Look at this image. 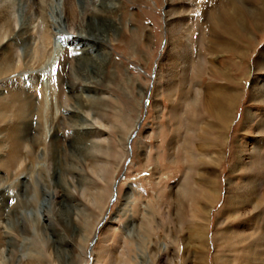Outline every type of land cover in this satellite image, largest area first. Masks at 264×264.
I'll return each instance as SVG.
<instances>
[{
	"label": "rangeland",
	"instance_id": "obj_1",
	"mask_svg": "<svg viewBox=\"0 0 264 264\" xmlns=\"http://www.w3.org/2000/svg\"><path fill=\"white\" fill-rule=\"evenodd\" d=\"M9 1L15 6L13 19L21 25L25 21L22 0ZM74 1L79 14L76 25L80 23L75 31L82 33L80 29L85 27L80 13L85 4L83 0ZM117 1L122 7L116 9L114 19L120 29L112 31L116 40L105 44L114 65L107 67L106 76L98 85L96 76L89 79L79 75L83 96L97 97L92 100L107 97V120L102 115L101 120L97 119L91 111L89 118H79L76 123L72 124L70 118L62 120V125L57 123L67 116L66 105L60 101V95H66L56 80L59 60L67 51L63 44L68 30L62 0H46L44 21L38 19V24L33 25L37 26L36 38L40 39L39 33L47 31L52 42L40 46L41 40L35 38V42L39 41V58H24L26 47L20 41L11 45L17 56L10 72L3 75L0 71V98L8 101L11 93L29 87L34 81L38 104L36 121L30 126L17 121L12 108L0 120V264H198L195 257L199 254L188 239L187 229L192 224L204 225V220L189 215L196 204L190 206L187 199H177L185 176L189 191L196 198L200 197L201 179L213 181L215 187L217 183V200L208 205L207 264H216V255L230 256L229 264H247L248 259L252 264H264V184L256 181L255 198L249 196L247 200V197L236 217L223 218L230 190H236L241 176L249 177L248 172L238 171L232 157L240 136L249 149L252 144L249 136L256 135V121L244 129L245 113L247 110L260 113L264 109L263 104L251 100L252 79L245 78L247 81L239 84L242 71H251L255 77L264 76V71L255 70L254 74L252 70L264 49V16L256 25L246 15L243 25L236 29V41L240 44L247 26L253 34L244 59L239 61L221 52L212 61L226 76L238 80L235 85L242 93L241 100L220 162H212L219 156L211 152L213 159L207 161L206 168L195 161L188 170L189 164L183 162L180 151H173L177 138L174 122L167 114L169 105L164 100L159 114L152 107L156 74H163L168 63L165 62L169 56L168 29L177 18L175 9L179 0H173L172 4L169 0ZM209 1H195L192 15L197 20L189 24L205 32L209 29V21L206 22L209 16L204 17L203 12L219 2ZM251 4L254 10H263L264 0H251ZM1 30L0 24V37ZM213 54L204 57L210 60ZM178 61L181 63V59ZM235 63L242 65L239 72L234 70ZM180 69L177 68V73ZM34 78H39L37 83ZM136 94L138 105L132 108V96ZM243 129H248L245 135ZM76 130L82 133L86 130L85 135L96 150L83 155L71 151L68 142ZM100 163L103 169L98 166ZM261 201V206L253 209ZM197 202L201 205L203 200ZM228 228L232 250L223 244L216 253V235L228 232ZM193 258L197 260L195 263Z\"/></svg>",
	"mask_w": 264,
	"mask_h": 264
},
{
	"label": "bare ground",
	"instance_id": "obj_2",
	"mask_svg": "<svg viewBox=\"0 0 264 264\" xmlns=\"http://www.w3.org/2000/svg\"><path fill=\"white\" fill-rule=\"evenodd\" d=\"M83 1L85 6L83 11H80V19L83 20L82 24L85 27V30L80 29L82 30V33L81 31L79 33H76L75 31V28L80 25V23L76 25L79 14L77 13L75 1L62 0L61 4L66 17L64 19L65 26L68 30H66L67 35L63 40V44H65L67 51L64 53L65 56L59 60L56 80L61 87L62 94L66 95H60V101L62 104L66 105L64 111L67 116H64L63 118L61 117L58 120L59 122H57L58 125H62L61 121L65 118H70L72 124L80 120L79 118H89V112L91 111H94L93 115H96V118L99 120H101V115V118L106 120L109 117V115L107 117L106 114L108 103H105V101L107 100V97H101L100 94L99 96L101 98L98 97L99 99L92 100L97 97L86 98L83 96L79 90V85L81 84L79 75H84L83 78L89 77V79H95L96 76L98 80L95 84L97 85L102 81V78L106 76L107 67L113 63V59L105 44L108 41L116 40L112 31L116 30L118 32L120 29L114 18L117 16L116 9H119L121 5H119L117 0ZM169 1L170 3L173 2V0ZM195 1L196 0H179L178 4H176L178 5L175 9L177 18L168 29L169 56L165 59V62L167 61L168 63L167 66H165V69L163 67V74H160L159 72L156 74L155 85L152 90V107L155 109L156 113H161L164 100L169 105L167 114L174 122V138H177V140L175 139L176 146L174 144L171 145L175 146L173 151H180L183 162L189 164L187 168L188 170L191 169L195 161L198 165L200 164L202 167L206 168V165L209 164L207 161L213 159L210 157L212 154L211 152H215V154L219 156L218 160L213 159L212 162H220L225 155L224 149L228 140L227 137H229V127L235 119V112L241 100L242 93H240V89L235 85L237 79L226 76L221 68L219 69L213 66L212 61L216 60V57L218 56L217 54L219 53V55H221V52L233 55V57L239 61L244 59L251 47L250 42L253 40V34L249 26H247V28H245V33L243 31V40L240 41V44L236 41L238 37L236 29L243 25L245 20L244 16L246 15L250 16L251 18H249L252 19V24L255 23L256 25L261 22V19L263 20L262 17L264 16V7L263 10H254L252 8L251 0H219L218 4H216L217 6L214 2V6L211 5L208 12H203L204 17L207 15L209 16L206 21L207 23L209 21V29L205 32L204 29L195 28L194 26H191L192 24L189 25L192 22L195 23L196 18L192 15V7L194 6ZM22 3L25 21L21 25H17V21L13 19V15H15L13 14L15 10L14 4L9 0H0V24L2 26V36L0 37V63L2 62V65L0 71L3 75L11 71L12 65L17 56L16 52L14 53V49L11 48L13 43L20 41L24 48L26 47V55L24 58L28 57V60H33L34 57H40L39 47L51 42L49 39L50 33L48 34L47 31L42 35L39 33V36H41L40 39L38 37L36 38L38 31L35 30V28L37 26H33L34 23H37L38 19L39 22H41L40 20L45 19L44 12L46 9V0H22ZM197 22L199 24V21ZM133 34L136 35V32ZM240 35L241 34H239V36ZM15 36L17 38H15ZM35 38L39 41L41 40V43L39 44L40 46L38 45V40V42H35ZM88 42H92V44L89 45ZM214 51H216V54ZM209 53H214L213 56L211 55V57H213L211 58L212 60H208V57H204V55ZM180 59L181 63L178 61V63H180L179 67V64L176 62ZM74 60H76V62H73ZM257 61V64L252 67L253 72L255 70L264 71V49L262 50V53L259 54ZM233 65L235 71L239 72L242 68L241 63H235ZM177 68H181L178 73ZM213 68L214 70H211ZM89 69L92 70L90 74L91 76H88ZM160 69L162 68L160 67ZM250 72L251 71H242V79L241 81L239 80V84L241 85L243 81H247L245 78H251V100H254L255 103L259 102V104L264 105V76L255 77L253 76V73L250 74ZM255 73L256 72H254V74ZM160 76L163 77L162 81ZM38 79L34 78L36 83ZM206 79L207 81H204ZM33 82L34 81H32V83ZM32 83L29 87H20L21 89H17L14 93H11V98H9L8 101H5L4 98H0L1 121L6 118L9 108L14 109L15 119L25 125L30 126L32 121H36L34 116L37 110L36 107L38 100L35 97V85L32 86ZM64 86L66 87V91L62 88ZM101 93L103 94V92ZM93 95H96L94 91ZM132 99V108L135 106L137 107V94L136 97L133 95ZM100 109L103 110L100 111ZM258 113H256L255 110H247L245 113L243 124L244 129L248 128L254 121L257 122V128L255 131L256 135L253 137H250L252 135L249 136V139L252 141L251 148H245L241 142L243 141L241 139L243 136H240L236 142L237 145L233 151V155L231 154L238 171L248 172L249 177L244 178L246 176H241V181L237 183L236 190H230V197L226 200L228 208L224 211V219L236 217L247 197V200H249L250 197L255 198V191L257 188L254 186L256 181L260 185L264 184V180H262V177H264V109L259 114ZM181 130H183L184 133L181 132ZM247 130H244L242 135H245ZM85 132L87 131L84 130V134L82 133V130H76V132H74L75 134L71 138L72 140L68 142L71 151H74L77 154L79 152V154L81 153V155H83L84 153L87 154L92 150H96V147L91 144L92 140H89V137L85 135ZM62 141L64 143L65 138H63ZM61 144L62 142L60 141V145ZM13 148H17L16 141L13 142ZM168 149L171 150L172 148ZM11 155L12 160L13 154L11 153ZM12 163H14V160ZM98 166L102 167L101 163ZM204 172H207V170ZM184 178L186 179V176ZM185 179L183 186H180L181 188L178 192L177 199H187L190 206L196 204L193 208L194 211L189 215H191L192 219L201 218L204 220H202L204 225L197 224V226H195L192 224L191 227H188L187 231L189 233V241L192 242L195 249H197V254H199L197 255L198 257H195L198 260V264H207L206 247L208 241H206V233L210 211L208 205L214 204L217 200V183L215 187L213 181H204V179H201L198 186L201 190L200 192L198 191L200 197L198 196V198H196V194L191 192V190L189 191V188L191 187L188 184L189 181ZM200 200H203L201 205L197 202ZM99 202L100 201L97 203ZM261 204L262 201L257 203L253 209L259 208ZM257 214V216H261L260 213ZM206 222L207 224H205ZM230 234L231 230L229 229L228 232L222 233V235H216L218 236V238L216 237L215 245L216 253L223 244L232 250ZM263 235L264 233L262 236ZM231 250H228V252L230 253ZM229 257L216 255L214 260L216 264H229V261H231L229 260ZM195 258H193V262ZM245 263L252 264V260L248 259ZM94 264H96V262Z\"/></svg>",
	"mask_w": 264,
	"mask_h": 264
}]
</instances>
